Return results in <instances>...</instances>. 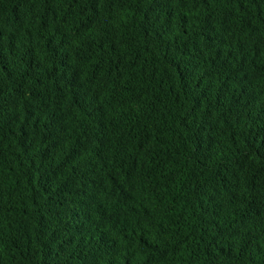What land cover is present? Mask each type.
Wrapping results in <instances>:
<instances>
[{"label": "trees", "instance_id": "trees-1", "mask_svg": "<svg viewBox=\"0 0 264 264\" xmlns=\"http://www.w3.org/2000/svg\"><path fill=\"white\" fill-rule=\"evenodd\" d=\"M0 264H264V0H0Z\"/></svg>", "mask_w": 264, "mask_h": 264}]
</instances>
